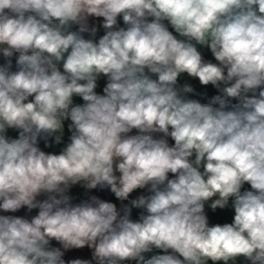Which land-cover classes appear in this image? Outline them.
<instances>
[{
	"label": "clouds",
	"instance_id": "9594fccd",
	"mask_svg": "<svg viewBox=\"0 0 264 264\" xmlns=\"http://www.w3.org/2000/svg\"><path fill=\"white\" fill-rule=\"evenodd\" d=\"M0 264H264V0H0Z\"/></svg>",
	"mask_w": 264,
	"mask_h": 264
},
{
	"label": "crops",
	"instance_id": "0c3cea01",
	"mask_svg": "<svg viewBox=\"0 0 264 264\" xmlns=\"http://www.w3.org/2000/svg\"><path fill=\"white\" fill-rule=\"evenodd\" d=\"M98 91H99V89H98ZM78 102H79V101H78ZM73 191H74V193H77V194H79V193L82 192V190H80V189H74ZM101 195L103 196V194H101ZM107 199L112 200L113 197L108 196ZM217 213L220 215V217L222 218V220H223L224 222H230V220H231V215H232L231 212H227V211H218ZM82 254H83V255H87L86 252H85V253H82ZM69 255H71V256H75V255H81V253L73 252V253H70Z\"/></svg>",
	"mask_w": 264,
	"mask_h": 264
},
{
	"label": "built area",
	"instance_id": "2783aa9c",
	"mask_svg": "<svg viewBox=\"0 0 264 264\" xmlns=\"http://www.w3.org/2000/svg\"><path fill=\"white\" fill-rule=\"evenodd\" d=\"M134 217H135V213H134ZM210 219L211 222H224L218 213L215 215H211Z\"/></svg>",
	"mask_w": 264,
	"mask_h": 264
}]
</instances>
